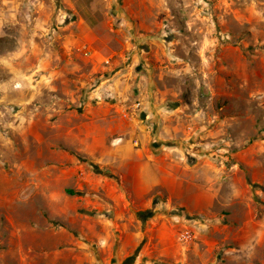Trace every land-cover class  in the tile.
Returning <instances> with one entry per match:
<instances>
[{
    "label": "rangeland",
    "instance_id": "rangeland-1",
    "mask_svg": "<svg viewBox=\"0 0 264 264\" xmlns=\"http://www.w3.org/2000/svg\"><path fill=\"white\" fill-rule=\"evenodd\" d=\"M0 264H264V0H0Z\"/></svg>",
    "mask_w": 264,
    "mask_h": 264
},
{
    "label": "crops",
    "instance_id": "crops-1",
    "mask_svg": "<svg viewBox=\"0 0 264 264\" xmlns=\"http://www.w3.org/2000/svg\"><path fill=\"white\" fill-rule=\"evenodd\" d=\"M57 27L61 28L60 26H57ZM55 35H58L55 38V40L57 42H61V35L60 33L58 34V30L56 29H55ZM137 152L138 150L135 151V154ZM137 155H139V153H137ZM147 157H148V160L143 162L142 167H141L142 168L141 174H140V178L142 179V189L145 193H149L154 188V186H156V176H155V170H154L155 165L153 164L155 157L150 156V155Z\"/></svg>",
    "mask_w": 264,
    "mask_h": 264
},
{
    "label": "built area",
    "instance_id": "built-area-1",
    "mask_svg": "<svg viewBox=\"0 0 264 264\" xmlns=\"http://www.w3.org/2000/svg\"><path fill=\"white\" fill-rule=\"evenodd\" d=\"M84 55H85L86 57H91V56H92V52H91V51H86V52L84 53ZM182 237L185 238V239L190 238V233H189V231L185 232V233L183 234Z\"/></svg>",
    "mask_w": 264,
    "mask_h": 264
}]
</instances>
